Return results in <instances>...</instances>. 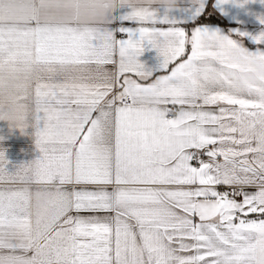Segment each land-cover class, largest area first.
<instances>
[{
    "label": "snow or ice",
    "instance_id": "1",
    "mask_svg": "<svg viewBox=\"0 0 264 264\" xmlns=\"http://www.w3.org/2000/svg\"><path fill=\"white\" fill-rule=\"evenodd\" d=\"M177 10L0 0V120L41 153L0 151V264H264V85L234 83L264 52Z\"/></svg>",
    "mask_w": 264,
    "mask_h": 264
},
{
    "label": "crops",
    "instance_id": "2",
    "mask_svg": "<svg viewBox=\"0 0 264 264\" xmlns=\"http://www.w3.org/2000/svg\"><path fill=\"white\" fill-rule=\"evenodd\" d=\"M197 7L201 8L199 16L194 13ZM204 14L215 16L221 23H196ZM115 15L119 16L120 11ZM172 15L183 21L185 26L206 27L210 31L228 36L248 52H264V42L258 44L254 40V37L264 32V23H261V19H264V0H228V3L224 4L219 3V0H180L179 10L174 11ZM112 27L117 28L119 25L113 24ZM117 35L119 38L120 34ZM138 59L145 65L146 70L151 69L155 73L163 58L157 50L146 44L144 52ZM234 83L241 87L264 85V61L240 60ZM34 123L30 115L28 126L21 131L14 123L0 120V151L8 161L6 165L8 171L13 172L17 166L30 163L41 156L35 143ZM40 127H43V120L40 121ZM49 202L50 197L46 193L35 194L34 210L42 211Z\"/></svg>",
    "mask_w": 264,
    "mask_h": 264
},
{
    "label": "trees",
    "instance_id": "3",
    "mask_svg": "<svg viewBox=\"0 0 264 264\" xmlns=\"http://www.w3.org/2000/svg\"><path fill=\"white\" fill-rule=\"evenodd\" d=\"M196 23H221V21L213 15H202Z\"/></svg>",
    "mask_w": 264,
    "mask_h": 264
},
{
    "label": "clouds",
    "instance_id": "4",
    "mask_svg": "<svg viewBox=\"0 0 264 264\" xmlns=\"http://www.w3.org/2000/svg\"><path fill=\"white\" fill-rule=\"evenodd\" d=\"M164 6L169 10H177L180 7V0H164Z\"/></svg>",
    "mask_w": 264,
    "mask_h": 264
}]
</instances>
